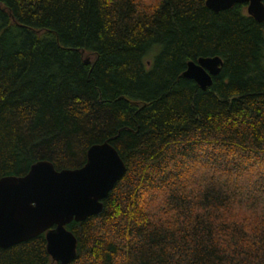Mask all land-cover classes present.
<instances>
[{
    "label": "trees",
    "instance_id": "obj_1",
    "mask_svg": "<svg viewBox=\"0 0 264 264\" xmlns=\"http://www.w3.org/2000/svg\"><path fill=\"white\" fill-rule=\"evenodd\" d=\"M207 1L0 0V180L105 143L127 166L72 264H264V22ZM0 264L57 263L44 234Z\"/></svg>",
    "mask_w": 264,
    "mask_h": 264
},
{
    "label": "water",
    "instance_id": "obj_2",
    "mask_svg": "<svg viewBox=\"0 0 264 264\" xmlns=\"http://www.w3.org/2000/svg\"><path fill=\"white\" fill-rule=\"evenodd\" d=\"M207 7L219 13L246 5L248 14L264 22V0H208ZM221 58L190 62L183 77L204 91L222 72ZM127 173L117 149L109 143L93 146L87 165L78 170L57 171L54 164H35L24 177L0 180V249L32 241L46 234L48 253L57 264H72L78 255V240L67 227L101 214L103 201Z\"/></svg>",
    "mask_w": 264,
    "mask_h": 264
},
{
    "label": "rangeland",
    "instance_id": "obj_3",
    "mask_svg": "<svg viewBox=\"0 0 264 264\" xmlns=\"http://www.w3.org/2000/svg\"><path fill=\"white\" fill-rule=\"evenodd\" d=\"M246 10H247V8H246Z\"/></svg>",
    "mask_w": 264,
    "mask_h": 264
}]
</instances>
